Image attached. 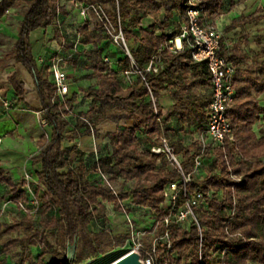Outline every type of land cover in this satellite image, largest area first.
Segmentation results:
<instances>
[{"label": "trees", "instance_id": "obj_1", "mask_svg": "<svg viewBox=\"0 0 264 264\" xmlns=\"http://www.w3.org/2000/svg\"><path fill=\"white\" fill-rule=\"evenodd\" d=\"M190 1L68 0L83 8L92 7L97 12L100 6L106 8L111 22L116 27L121 23L126 42H136L129 50L139 70H145L159 58L162 61L158 65L159 72L148 74L146 83L136 76L131 85L124 84L118 75L131 69L130 60L125 55L120 69L113 70L112 65L105 62L102 47L105 41L112 44L113 41L104 26L97 35H92L87 19L79 28V34L83 45L95 49L90 58L92 74L86 79L95 80L96 87L84 91L85 97L92 101L89 110L72 117L78 96L73 95L64 103L58 101L50 74L46 75L37 65L30 39L33 32L56 26L58 16L66 14L65 6H61V0H0V19L9 10L25 4L18 39L13 46L14 60L35 80L41 102L39 112L50 133L49 138L43 136L39 153L31 159L32 164L40 168L36 171L40 184L38 189L43 190L38 196L40 211H56L53 218L42 222L43 230L35 228V216L30 215H25L13 226L0 224V248L4 252L17 244L23 251L39 247L42 253L31 264H46L45 257L49 254L55 257L52 264H83L105 256L123 247L127 240L125 234L114 236L107 226L109 206L118 213H124L125 207L129 212L133 211L132 207L157 210L164 202L165 187L179 182L180 175L169 168L163 156L152 154L151 148L161 146L163 137L170 143V119L163 116L159 104L167 81L177 86L173 92L176 103L172 116L190 129L191 134H198L207 126L212 100V94L202 96L204 91L212 90L207 64L194 62L191 51L186 47L176 53L169 49V42L181 35ZM194 1L204 21L214 23L222 15L225 0ZM147 19L153 23L145 26ZM261 19L264 15L248 21L255 23ZM60 39L61 33L57 29L55 40ZM219 55L227 59L236 71L235 102L229 111L234 138L222 147L210 148L206 152L207 167L191 188L202 192H222L223 199L211 200L209 209L200 214L206 261L201 263L198 259V231L175 230L176 256L171 264H217V257L210 256L209 250L215 253L225 251L224 264H264V134L258 137L253 130L264 115V107L260 105V97L264 95V66L258 76L242 69L244 58L239 57L234 49L222 46ZM257 58L264 60V47L260 48ZM8 83L20 100L26 99L25 84L18 75L9 78ZM150 91L157 100L158 114L151 102ZM105 122L115 123L118 127L109 134L106 154H100L89 166L84 154L78 150L77 142L84 134L92 130L97 132ZM122 123L127 125L122 127ZM170 145L177 155L183 157L185 170L190 172L193 164L191 154L199 152L198 145ZM159 160L161 165H158ZM93 176L98 180H92ZM232 176L241 182L233 180ZM0 181L8 183L11 188L8 200L28 201V193L20 190L25 186L24 180L19 185L2 177ZM128 184L130 187L126 189ZM234 202L235 215L230 221L228 210L234 208ZM96 221L102 225L98 232L90 230ZM17 232L24 235L14 238ZM50 239L58 245L64 244L66 250L68 244L75 243V259L68 261L67 254L52 246ZM0 264L3 263L0 261Z\"/></svg>", "mask_w": 264, "mask_h": 264}, {"label": "built area", "instance_id": "obj_2", "mask_svg": "<svg viewBox=\"0 0 264 264\" xmlns=\"http://www.w3.org/2000/svg\"><path fill=\"white\" fill-rule=\"evenodd\" d=\"M74 5L80 7L78 4ZM189 6L187 21L181 27V35L174 41L169 42V49L176 53L183 51L184 47H186L191 51L194 62L207 64L212 79V100L206 129L199 132L193 140V143L198 145L199 152H192L191 154L193 162L191 171L187 172L185 170L183 160L176 154L169 141L165 137L161 138L162 145L151 148V153L164 157L169 168L180 175L179 182L170 183L165 187L163 192L164 202L157 210L132 207L133 211L129 212L128 207L124 208L127 240L123 249L126 252L125 255L137 254L142 264H171V260L176 256L173 243L174 231H190L191 229H196L199 233L198 259L201 263H204L206 261L203 251L204 227L200 222V214L209 209L211 200L222 201L223 199L222 192L193 190L191 185L197 178L201 177L207 167L204 159L206 152L210 148L222 147L226 141H231L234 138L229 111L235 102L234 78L236 71L227 59L219 55L223 46L222 33L214 23L202 19L201 12L196 9L194 0L189 2ZM89 8L82 7L81 14L85 15ZM98 12L113 44L118 45L130 60L131 69L123 72V78L127 85H131L136 76L146 83L148 74H157L159 72L158 65L162 64L161 58L150 63L145 70H139L126 43L121 23L114 28L102 7L98 8ZM65 61L66 59L62 58L54 60L49 68L50 79L57 89V98L61 103L66 102L69 96L68 76L64 69ZM105 62L111 65L114 64L108 57L105 58ZM147 87L150 89L148 85ZM150 98L155 112L158 114L157 100L151 91ZM162 114L164 117L166 116L163 111ZM37 116L41 127H47V123L42 119L40 112L37 113ZM159 121L162 122L161 120ZM91 133L95 132L92 130ZM158 165H161V160L158 161ZM232 179L238 183L241 182L240 179H236L234 176H232ZM23 180L25 182V191L29 196L28 201H4L0 205L1 216L11 205L17 207L24 215L36 216L40 211L41 204L36 194V190L40 188L38 179L25 173ZM235 205L236 203L234 202V208L228 210L230 221L235 215ZM134 213L138 214L137 217L145 216L144 218L148 219L149 224L141 229L138 228L136 225L137 219L133 216ZM226 233L230 234L228 228ZM208 253L212 257H217V264H224L225 251L220 250L215 253L213 250H209Z\"/></svg>", "mask_w": 264, "mask_h": 264}, {"label": "crops", "instance_id": "obj_3", "mask_svg": "<svg viewBox=\"0 0 264 264\" xmlns=\"http://www.w3.org/2000/svg\"><path fill=\"white\" fill-rule=\"evenodd\" d=\"M60 3L62 7L65 6L66 8V14H60L56 22V24H59L58 29L60 30L61 38L69 36L70 38L66 39H69V42H74V39L71 38L72 36H70L71 34L68 33V30L66 31L67 34L64 33V27L62 26L70 24L68 20L72 17L71 8L73 9L77 6L68 2V0H61ZM263 3L262 0H225L222 8V15L214 22L215 26L222 33L224 48L228 50L234 49L239 57L244 58L242 69L249 70L258 76L261 74V69L264 66V60H259L257 58L260 48L264 47V19L255 23L249 22L248 20L252 17L256 18L264 15V13H262L264 12ZM78 8L79 7H77V10L79 12L82 11L81 6L80 9ZM16 9L17 8H13L9 10L7 14L0 19V33L6 25L12 23V19L15 17L13 16V13ZM20 23L16 32V41L18 39ZM72 24H74V22ZM54 27H49L46 31L37 30L31 34L32 52L36 62L37 57L42 53L46 42L55 39L56 31ZM110 59L114 62L112 65L113 70H119L121 67L120 63L124 58L112 56ZM91 74L92 71L88 75ZM14 75H18L25 84V90L27 92L25 100H20L8 83L9 78ZM86 77L68 83V98H71L73 95L78 96V101L75 105L72 117H76V115L88 111L91 105L92 101L85 97L84 91L96 87V84H85L95 81H89ZM118 77L124 84H127L123 78V73H119ZM176 89L177 86L172 81L165 82L161 91L159 104L162 111L166 113L165 117L170 119V143L173 146L179 144L190 146L197 133L191 134L186 126L172 116L174 105L176 103L173 98V92ZM209 95H211V90H206L202 93V96ZM163 99L167 101L166 104L162 103L161 100ZM260 105L261 107H264V95L260 97ZM40 108L41 102L36 91V84L33 76L21 64L16 63L14 60V52L13 55H10L9 57H6L0 52V177L11 180L14 185H19L23 181L26 171H28L30 166H34L32 161L30 163L29 155L35 150L40 151L39 143L43 136H45L40 120L36 117ZM117 127L118 125L112 122H105L100 125V129H113L112 132H115ZM253 130L258 137H261V135L264 134V115L261 116L260 121L254 126ZM79 141L84 144L85 151H90L91 140L89 137H85L84 134ZM178 156L180 158L182 157L181 155ZM36 167V171H38L40 168L38 166ZM20 190L24 191L25 187H21ZM10 191L11 188L9 184L0 181V193L2 192L6 198H9ZM42 191V189H38V192L41 194L43 193ZM13 207L15 206L11 205L10 210H12ZM107 214H109L108 211ZM116 214V217L121 219L120 222L125 221L126 215L124 213ZM133 215L138 216L137 213H134ZM19 221L21 222L22 219ZM18 223H15L14 225Z\"/></svg>", "mask_w": 264, "mask_h": 264}, {"label": "rangeland", "instance_id": "obj_4", "mask_svg": "<svg viewBox=\"0 0 264 264\" xmlns=\"http://www.w3.org/2000/svg\"><path fill=\"white\" fill-rule=\"evenodd\" d=\"M264 2V0H262ZM264 4V3H263ZM101 7V6H100ZM103 11L105 12L107 18L108 14L106 11V8L102 7ZM24 9L25 4L21 3L20 6L16 9V11L13 13V16H15L12 19V23L6 25L2 32L0 33V52H2L6 57H9L10 55H13V46L16 41V32L17 28L19 26V23L23 19L24 15ZM80 9V7L78 8ZM72 17L68 20L70 24H67L63 28V31L65 34L68 30V33L71 34V38L74 39V42H69L70 38L69 36L66 38H61L60 40L52 39L49 42H46V44L43 47L42 53L37 57V63L40 68V70H43L44 73L47 75L49 74V68L51 63L54 60L57 59H66L64 63V69L68 76V83H71L73 81L79 80L80 78H85L88 76V74L91 73V70L89 67L91 66L90 58L92 55L95 54V49L90 45H83V38L79 34V28L83 26L85 21L88 19L90 22L89 32L92 35H97L98 32L101 31V27L104 26L102 23L100 17L97 14V11L89 8L86 11L85 15L81 14V11L79 12L77 10V7L71 8ZM74 14V15H73ZM218 18L215 20L217 21ZM112 27H116L111 20L109 19ZM74 22V24H72ZM153 21L147 19L144 22V25H150ZM215 25V24H214ZM59 28V24H56L54 27L55 31ZM128 47L131 49L133 46L136 45V42L131 40L126 42ZM103 47V56L106 57H121L124 58L125 54L124 51L115 44L110 43L109 41H105L102 45ZM85 52H88L87 54ZM77 54L79 56L77 57ZM85 84H95V81L88 82ZM162 103L166 104L167 101L165 99L161 100ZM86 109V108H85ZM87 110V109H86ZM77 116V115H76ZM38 118V116L36 115ZM71 121L74 123V120L71 119ZM115 124V123H114ZM127 125L126 123L120 124V126ZM45 135L49 138L50 133L48 127H43ZM194 130V128H192ZM100 129V126L95 133H86L85 137H89L91 140V147L90 151H85V146L80 141L77 142L78 150L84 154V158L87 160L88 165L90 166L91 162L93 160H96V158L100 157V154H106L108 150V144H109V134L112 133V130H103ZM190 131V129H189ZM192 132V131H190ZM39 153V150H35L29 155V160L31 163L32 157L36 156ZM183 160V157H181ZM78 163V162H77ZM36 170L37 167L30 166L28 171L29 175L32 177H36ZM92 180H98L97 176H93ZM130 185L128 184L125 186L126 189H129ZM39 197L42 195L40 192H38ZM8 198H6L3 193H0V205L7 201ZM9 210V211H8ZM2 216L0 215V224H5L9 226H13L15 223L20 222L19 220L23 219L24 215L23 213L18 209L13 207L12 210L10 208L8 209ZM107 218L109 221V224L107 225L109 228H111L112 234L114 236L118 235H124L126 233V224L124 222H120V218L116 217L118 212L114 211L112 206H109L108 208ZM56 215V211H52L50 213H44V211H40L36 218H35V228L43 230L42 222L48 221L51 218H53ZM136 219V225L138 228H143L149 224L148 219H145L143 216L137 217L133 215ZM139 218V219H138ZM102 225L100 221L94 222L90 226L91 231L98 232L100 231ZM125 230V231H124ZM24 233L17 232L14 235V238L16 237H22ZM50 244L52 246H55L62 254H67L66 246L64 244L58 245L54 239H50ZM42 253L40 248H29L27 251H23L21 249V246L19 244L9 248L7 251H3L2 248H0V261L3 264H31L32 262H35L37 257ZM126 254L123 247L116 248L112 252L108 253L105 256H100L96 259L90 260L88 262H85L83 264H111L115 262L116 260L120 259ZM55 260V257L51 254L47 255L45 257L46 264H52ZM252 264V263H249Z\"/></svg>", "mask_w": 264, "mask_h": 264}, {"label": "water", "instance_id": "obj_5", "mask_svg": "<svg viewBox=\"0 0 264 264\" xmlns=\"http://www.w3.org/2000/svg\"><path fill=\"white\" fill-rule=\"evenodd\" d=\"M76 256V244H68L67 248V260L73 261ZM111 264H142L137 254L124 255L120 259Z\"/></svg>", "mask_w": 264, "mask_h": 264}]
</instances>
